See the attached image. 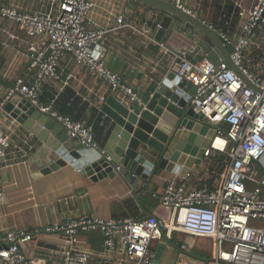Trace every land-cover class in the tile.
Masks as SVG:
<instances>
[{
  "label": "built area",
  "instance_id": "built-area-1",
  "mask_svg": "<svg viewBox=\"0 0 264 264\" xmlns=\"http://www.w3.org/2000/svg\"><path fill=\"white\" fill-rule=\"evenodd\" d=\"M225 1L234 12L222 7L219 21L227 27L231 17L236 16L237 37L221 30L220 36L233 63L262 92L247 86L222 59L216 66L206 59L191 61L190 48L154 39L147 29L129 24L124 14L115 16L113 27H129L134 34L147 38L168 58L167 70L193 87L190 104L195 113L203 116V123L214 130L202 156L208 166L216 161L209 175L212 183L188 187L189 173L171 175L160 191L151 194L158 204L154 213L141 219L130 215H81L34 230H0V264H264V174L258 163L264 155V0ZM92 8V0H51L49 7L37 12L0 4V18L15 23L19 32L30 38L46 37L42 46L28 45L24 52L28 59L25 75L15 77L6 96L0 99V111L8 99L19 95L58 121L70 139L110 160L95 140L91 125L60 114L53 102L46 104L39 98L40 84L58 78L59 61L70 56L75 68L93 76L120 102L138 99L123 78L96 57L102 48L98 45L91 49L109 31L88 26ZM10 37L17 38L13 34ZM250 50L259 52L257 72L244 63ZM105 100V96H98L99 112ZM224 123L229 125L228 130L223 128ZM3 141L1 137L0 164H11L17 158L9 157ZM218 157L222 159L218 161ZM254 165L259 166L261 175H257ZM2 197L0 187V200ZM40 232L62 235L56 255L45 260L22 250ZM79 232L100 233L101 250L93 253L82 248ZM177 233L186 235L177 259L173 263L157 261L151 242L162 238L171 241ZM200 239L209 242L208 248L203 247L208 257L190 251Z\"/></svg>",
  "mask_w": 264,
  "mask_h": 264
},
{
  "label": "crops",
  "instance_id": "crops-1",
  "mask_svg": "<svg viewBox=\"0 0 264 264\" xmlns=\"http://www.w3.org/2000/svg\"><path fill=\"white\" fill-rule=\"evenodd\" d=\"M92 2L88 26L109 30L99 43L102 52L98 56L102 57L98 59L111 71L119 74L124 83L140 97L156 78L168 72L169 60L161 54L156 45L150 44L144 36L134 34L129 27H113L116 24L115 16L124 14L129 24L147 29L154 38V10L130 0ZM50 3L51 0H0L2 5L17 6L28 12L42 11L49 7ZM178 4L201 20L210 22L215 29L228 33L232 38L237 37L236 16L231 17L227 27L219 21L222 7L234 12L229 2L178 0ZM12 34L17 38L12 39ZM161 41L190 48L191 61L205 59L201 55L202 52L196 53L195 41L189 40L180 32H172L166 40ZM31 43L42 46L46 43V37L41 35L30 38L19 32L15 23L0 18V99L6 96L15 77L25 75L28 59L24 52ZM258 53L247 51L244 59L245 65L253 72H257L255 61L258 60ZM100 95L108 98L113 96V93L93 76L75 68L70 56H65L59 61L58 78L43 81L39 86V98L42 102H53L55 110L71 114L85 125H89L97 116L96 102ZM100 113L104 127L96 129L94 136L104 147L113 125L107 115L101 110ZM12 120L14 121L9 113L0 111V138H4L3 143L8 149L9 157L17 158L11 164H0V187L3 191L0 200L1 231L34 230L54 221H64L81 215L100 218L130 215L141 219L154 213L158 204L151 194L160 191L171 175L189 173L186 181L188 187L212 183L209 175L216 161L208 166L209 163L204 159L200 164H193L191 167L181 166L177 173L156 168L147 180L139 178L134 185H128L120 171L112 178L104 177L92 182L70 164L51 175L33 178L27 162L33 154L32 148L37 144L19 123L14 121L12 124ZM78 144L74 141V145ZM178 235H173L171 241L163 238L156 240V248L160 252H166L164 256H156L157 261L173 263L177 259L178 248L184 244L179 241ZM79 239L81 247L90 252H98L102 248V237L98 232H79ZM61 242L60 233L40 232L37 233L36 240L22 246V250L29 256L45 260L56 255Z\"/></svg>",
  "mask_w": 264,
  "mask_h": 264
},
{
  "label": "water",
  "instance_id": "water-1",
  "mask_svg": "<svg viewBox=\"0 0 264 264\" xmlns=\"http://www.w3.org/2000/svg\"><path fill=\"white\" fill-rule=\"evenodd\" d=\"M130 1L154 10L156 40H166L172 32H180L195 41L196 53L202 52L201 55L215 66L222 59L247 86L262 92L233 63L220 30H214L210 22L179 5L178 0ZM98 45L99 42L91 49ZM192 93L189 83L168 71L156 78L137 100L120 102L115 96L106 98L100 110L113 125L103 147L110 160L97 151H87L82 144L74 145V140L66 135L58 121L39 112L19 95L8 99L2 110L37 144L27 162L33 178L51 175L70 164L79 174L96 182L114 177L118 172L115 168L119 167L128 185H134L139 178L147 180L156 168L177 173L181 166L201 163L203 150L214 130L193 110ZM222 126L229 129L226 123ZM258 163L264 174V155Z\"/></svg>",
  "mask_w": 264,
  "mask_h": 264
},
{
  "label": "rangeland",
  "instance_id": "rangeland-1",
  "mask_svg": "<svg viewBox=\"0 0 264 264\" xmlns=\"http://www.w3.org/2000/svg\"><path fill=\"white\" fill-rule=\"evenodd\" d=\"M254 167H255V172L257 173V175H261L262 174V172H261V170H260V168H259V166H256V165H254ZM179 234V235H178ZM177 235L179 236V241H181V242H185V240H186V235H184V234H181V233H177ZM199 241H201V242H196L195 243V245H194V247L192 248L191 247V249H190V251H191V253L192 254H194V255H196V256H200V257H208L209 255V253L206 251V250H204V248H208V246L206 247V245H208V240H206V239H200ZM180 242V243H181ZM204 244H205V246H204ZM150 247H151V249L153 250V251H155L156 252V256L157 257H159V256H164L165 255V253L166 252H160L156 247H157V245H156V240H153L152 242H151V244H150ZM204 247V248H203Z\"/></svg>",
  "mask_w": 264,
  "mask_h": 264
},
{
  "label": "trees",
  "instance_id": "trees-1",
  "mask_svg": "<svg viewBox=\"0 0 264 264\" xmlns=\"http://www.w3.org/2000/svg\"><path fill=\"white\" fill-rule=\"evenodd\" d=\"M57 112H59V111H57ZM96 112H97V116L93 120H91L90 123L88 122L89 125L92 126L93 133H96V129H98V128L101 129V128L104 127V122L102 121V118H101L102 116H101V113L99 112L98 108H96ZM59 113L62 114V115H66V116L70 117L74 121H78V120H76L77 118L74 117V116H71V114L67 115V114H64V113H61V112H59ZM94 138H95V136H94ZM95 140L98 142L97 137L95 138ZM217 160L220 161L221 159L217 158ZM263 195H264V191H263ZM261 225H264V222H261Z\"/></svg>",
  "mask_w": 264,
  "mask_h": 264
}]
</instances>
